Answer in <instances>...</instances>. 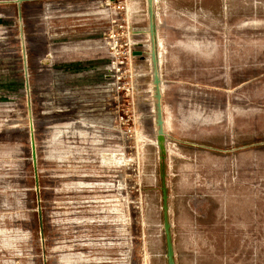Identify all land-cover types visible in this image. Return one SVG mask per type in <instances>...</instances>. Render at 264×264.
I'll list each match as a JSON object with an SVG mask.
<instances>
[{"label":"rangeland","instance_id":"rangeland-1","mask_svg":"<svg viewBox=\"0 0 264 264\" xmlns=\"http://www.w3.org/2000/svg\"><path fill=\"white\" fill-rule=\"evenodd\" d=\"M153 7L162 143L146 0H0V264H167L162 172L174 264H264V0Z\"/></svg>","mask_w":264,"mask_h":264},{"label":"water","instance_id":"water-1","mask_svg":"<svg viewBox=\"0 0 264 264\" xmlns=\"http://www.w3.org/2000/svg\"><path fill=\"white\" fill-rule=\"evenodd\" d=\"M146 10L148 17V28H149V38H150V61L152 66V85L154 87V95L153 99L155 100V127L157 128V141L160 143L163 142L162 137V118H161V94L159 90V70H158V59H157V24L155 11L153 7V0H146ZM134 56H141L139 52H133ZM160 158H163L164 147L161 144L159 146ZM165 175L162 172L161 174V193H162V201H163V230L165 235V243H166V260L167 264H174L173 261V249L171 244V235H170V224L167 218V192L165 187ZM39 225L41 227V216L38 214Z\"/></svg>","mask_w":264,"mask_h":264},{"label":"bare ground","instance_id":"bare-ground-1","mask_svg":"<svg viewBox=\"0 0 264 264\" xmlns=\"http://www.w3.org/2000/svg\"><path fill=\"white\" fill-rule=\"evenodd\" d=\"M110 2V1H109ZM158 30H159V28H158V23H157V34H158ZM137 31H140V30H137ZM143 31H146V29H143ZM140 34V33H139ZM136 35V34H135ZM137 36V35H136ZM145 36L146 37H148L149 38V35H148V32L146 31L145 32ZM157 41H158V45H159V39H158V36H157ZM148 51H149V44H148ZM134 52H139V53H141V51L140 50H135ZM133 54V53H132ZM134 56V55H133ZM142 57V55L141 56H135V58H141ZM150 56H149V54H148V62H149V68H150ZM151 81V80H150ZM150 87H149V89H150V93H151V85H149Z\"/></svg>","mask_w":264,"mask_h":264}]
</instances>
